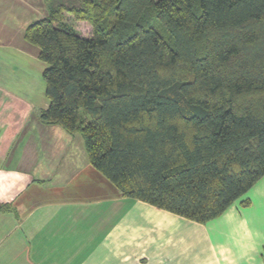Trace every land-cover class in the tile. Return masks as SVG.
<instances>
[{
	"label": "trees",
	"instance_id": "trees-1",
	"mask_svg": "<svg viewBox=\"0 0 264 264\" xmlns=\"http://www.w3.org/2000/svg\"><path fill=\"white\" fill-rule=\"evenodd\" d=\"M24 39L40 122L80 135L124 198L205 224L264 176V0H80Z\"/></svg>",
	"mask_w": 264,
	"mask_h": 264
},
{
	"label": "crops",
	"instance_id": "crops-1",
	"mask_svg": "<svg viewBox=\"0 0 264 264\" xmlns=\"http://www.w3.org/2000/svg\"><path fill=\"white\" fill-rule=\"evenodd\" d=\"M5 101L0 264H264V176L220 216L194 223L124 198L88 163L81 136L40 122L47 106Z\"/></svg>",
	"mask_w": 264,
	"mask_h": 264
},
{
	"label": "rangeland",
	"instance_id": "rangeland-1",
	"mask_svg": "<svg viewBox=\"0 0 264 264\" xmlns=\"http://www.w3.org/2000/svg\"><path fill=\"white\" fill-rule=\"evenodd\" d=\"M79 3L80 0H0V104H5V100L16 106L21 103L35 113L47 106L42 78L46 65L38 59L37 49L25 41L24 33L29 24L45 17L50 8ZM65 18L82 36H89L88 24L73 22L68 15Z\"/></svg>",
	"mask_w": 264,
	"mask_h": 264
}]
</instances>
